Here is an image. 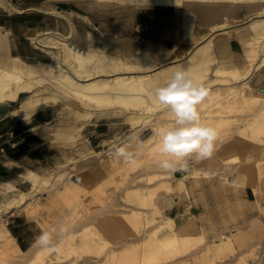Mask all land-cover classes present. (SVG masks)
Masks as SVG:
<instances>
[{"label": "bare ground", "instance_id": "1", "mask_svg": "<svg viewBox=\"0 0 264 264\" xmlns=\"http://www.w3.org/2000/svg\"><path fill=\"white\" fill-rule=\"evenodd\" d=\"M70 1L81 3L87 0ZM94 1L125 2L138 9L156 5L183 7L186 16L192 19L190 22L192 27L203 28L208 25L211 29L223 30L229 35L233 32L239 33L247 27L254 34V38L251 40L243 38L245 32L240 33L244 46V66L224 67L214 64L215 57L209 48L211 36H208L204 42L199 40L192 49L190 46L182 50L177 47L173 50V54L171 51L164 56L145 54L141 61L129 63L107 54L103 49L102 41L95 35L91 36L90 46L87 49H80L70 42L68 36L55 32L43 38L32 37L35 43L49 50L52 59L47 62L30 63L10 53L6 31L0 26V103L18 101L22 94H26V98L14 111L25 119H30L34 112L45 107L64 108L66 105L75 106L76 110L85 117L79 125L62 128L49 126L48 123H38L33 131L43 134L56 145L70 146L80 139L81 131L87 123L127 112V119L135 123L140 120L144 123L149 122L150 130L157 133L160 127H171L174 118L170 111L156 100L155 89L165 86L173 74L180 69L188 70L194 82L203 84L208 91L207 97L198 105L202 123L228 125L232 124L235 115L239 112H248L252 115L251 122L247 123V126L244 125L245 127L238 126L235 133L246 137L245 131L249 125L264 121V91L255 89L248 82L249 75L264 66V0ZM0 6L14 9L7 0H0ZM196 17L201 18L205 25ZM192 40L193 38L189 42ZM222 85H228L229 90L225 91ZM211 86L215 88H209ZM238 137L241 138L240 135ZM157 142L160 143V137ZM218 144L220 145V142ZM96 155L99 159L96 169L100 168L110 176L114 170L112 165L105 160L102 152H97ZM224 160L231 164H239L236 169L243 184L252 186L256 195L260 197L261 189L258 181L264 174V153L263 156L242 155L233 150L213 157L211 162L217 165ZM203 173L206 176L208 171L203 170ZM25 177L33 185L47 181L34 170H29ZM132 181L133 178H130L129 182ZM0 186H3L7 192L17 189L13 181L9 180L1 183ZM180 187L187 189L185 177L181 178ZM85 191L76 181L70 180L61 196L77 197ZM27 195L26 192H22L19 197L10 195L0 202V249L16 252L14 261L19 264H49L42 248L33 244L28 249L21 250L6 225V218H3L15 207L12 204L20 203ZM140 196L137 190L129 194L130 198L137 199ZM143 197L145 198L146 195ZM120 205L112 201L100 206L97 220L93 222V225L101 227L100 230L94 231L88 221L89 224L84 223L82 226L85 233L81 237L76 235L77 232L72 227L76 225L78 219L67 211L63 217L69 215L65 218L69 230L63 235L69 236L67 239H59L60 253L57 258L67 259L71 252L77 255L79 247L90 254V262L103 260L107 264H136L138 261V264H141L140 259L145 255V245L128 246V242H136V238L142 237L147 231L153 235L147 246L151 257L163 255L167 259L166 262H175L180 255L195 253L202 245L204 246L200 253L204 255L218 253L214 258H222L225 251H233V243L238 246L244 244L245 235L232 233L227 239L217 242L215 246H208L201 234L179 232L175 218L166 215L165 208L162 210L155 207L152 211L131 208L128 215L115 218L114 214L121 213L118 209ZM158 214L162 215L164 221L150 229V225L157 220ZM79 222L82 223V220ZM262 234L264 235V232ZM251 241L249 239V242ZM122 249L126 252L121 253ZM252 251L258 254V261L255 262L264 263V249L258 252V247H253Z\"/></svg>", "mask_w": 264, "mask_h": 264}, {"label": "rangeland", "instance_id": "2", "mask_svg": "<svg viewBox=\"0 0 264 264\" xmlns=\"http://www.w3.org/2000/svg\"><path fill=\"white\" fill-rule=\"evenodd\" d=\"M83 3L88 5V12L97 16L103 23L104 27L99 28L97 25L94 26V35L99 36V40L103 43L104 51L113 58L129 63H137L143 59L145 54L164 56L168 52L171 53V51L173 54V50L177 47H179V50H182L186 46H190V49H192L199 40L200 42H204L208 36H211L209 48L215 57L214 64H220L224 67L232 65L230 64V60H233L234 57L228 54L225 42L229 34L223 30L216 31L208 25L203 28L198 26L192 27V23H190L192 19L186 16L185 39L177 42L171 48L172 50L151 52L142 48L138 38L134 35L130 37V35L121 33V28L128 23L131 14L139 10L138 8H133L132 5L125 2L108 1L97 3L94 0H87ZM181 8L184 9L183 7ZM197 20L205 25L201 18H197ZM110 22L113 24L111 28H109ZM189 27L191 30H189ZM193 28L195 29L193 30ZM240 33L244 34L243 38H250V40L254 38V34L247 27L237 34L240 36ZM191 38L193 40L189 42ZM219 40L222 41L220 42ZM227 86L222 85L225 91L229 90ZM209 88H215V86ZM254 88L257 89V87ZM26 96V94H23L20 101H23ZM211 108L216 110L214 106H211ZM53 109L54 119L49 123V126L60 128L76 126L85 120V117L76 110L75 106L66 105L64 108L57 107ZM120 114V116L110 115V117L107 116L97 120L98 123L104 124V127L110 128L107 136L111 140L107 141V144L104 146L96 147V149L93 148L86 141V136L83 133L80 139L73 145L63 146L66 155L63 163L58 167H53L43 172L38 171L42 177L46 178V182L40 181L37 185H33L24 177L25 181L21 184L13 181L17 189L11 192L5 191V188L0 186V202L6 200L10 195L19 197L22 192L28 194L20 203H17L18 205L12 204L15 208L4 215L3 218H6V221L8 215L13 210L26 206V209L33 211L21 212L26 213L30 218L37 221L39 226L38 234L47 229L54 234L56 242L55 250L42 248L49 264H107L103 260L90 262V254L79 247L77 255L71 252V255L67 259L60 260L57 258L60 253L59 239H67L69 236L59 233L61 224L66 223L65 218L69 216L63 217L67 211H70V215H75L78 219L76 225L74 224L72 227L75 228L76 235L81 237L85 233V230L82 228L84 223L89 224L90 222V228L96 232L100 230L101 227L93 225V222L97 220L100 206L106 203L115 201L121 204V207H118L121 213L113 215L115 218H118L128 215L131 208L152 211L153 208L158 207L163 210L168 206L184 202L186 207L185 212L191 214V219L183 221L182 226H178L177 228L179 232L189 233L192 231V179L193 181L196 179L199 181L201 177H219L222 181L230 183L233 180V176H237L239 185L244 186L243 181L240 179L241 176L236 169L237 165H239L238 163L231 164L224 160L217 165H213L211 159L233 150L242 155L257 154V156H263L264 153V121L255 123L252 126L249 125L245 131L246 137L239 134L241 137L239 138V135L235 134L236 129L238 126H247L251 122L250 118L252 117L248 112H239V114H236L237 116L235 115L236 121L233 120L232 124L223 126L216 124L209 125L217 129L218 142H220L218 150L211 159L203 162L202 160L195 161L193 158L187 171L165 172L158 167V161L163 159L158 153V133L150 130L151 128L148 127L150 126L149 122L144 123L143 120H140V122L135 123L133 120L127 119V112H123V114L121 112ZM231 142L235 144L233 145ZM118 146H126L129 151L133 152L135 163H125L121 158L113 156L111 150ZM95 151L102 152L105 160L112 165V169L114 170H112L110 176L100 168L96 171L90 169V167L96 166L99 160L96 158L97 152ZM76 163L78 164L77 166ZM86 163L88 165H85ZM203 170L208 171L206 176ZM182 177H185L187 189L180 187ZM130 178H133L132 182H129ZM72 179L84 185L86 191L77 197L61 196L62 191ZM100 180L102 181L98 183ZM3 182L5 181L0 182V184ZM258 185L261 191L260 197L257 196L256 207L254 209H258L259 212L255 216H248L244 211L246 210V206H242L240 203L230 205L229 218L222 225L212 224L208 228L202 227L197 233L204 236L208 246H215L217 242H220L221 239H227V236L232 233L245 235L244 244L238 246L236 243H233V251H225L222 258H214L218 253L217 255H204L202 252L200 253L199 251L204 245L200 246L195 253L180 255L179 259L175 262H166L167 259L163 255L151 257L147 246L153 235L148 231L142 237H137L136 242H128V246L140 247V245H145V255L140 259L141 264H255V261H258V254H254L252 248L258 247V252L264 249V235L262 234L264 232V174L261 175ZM135 190L139 191L141 196L137 199L130 198L129 194L135 192ZM143 195H146V197L144 198ZM173 197L175 201L172 200ZM81 220L82 223L79 222ZM163 221L162 215L158 214L157 220L149 228H155L157 224ZM184 228H188L190 231ZM140 238H142V241H140ZM249 239L252 241L249 242ZM125 252V249H122L121 253ZM16 255V252H10V250L1 248L0 264H19L14 261ZM213 259L214 262H212ZM136 264H138V261H136Z\"/></svg>", "mask_w": 264, "mask_h": 264}, {"label": "crops", "instance_id": "3", "mask_svg": "<svg viewBox=\"0 0 264 264\" xmlns=\"http://www.w3.org/2000/svg\"><path fill=\"white\" fill-rule=\"evenodd\" d=\"M7 1L14 9L0 6V26L6 31L10 53L30 63L52 59L49 50L35 43L33 36L43 38L56 32L68 36L76 47L88 48L91 36L94 35V26L104 27L97 16L88 12V5L83 2ZM112 25L110 22L109 28ZM121 29L124 35L137 37L140 46L148 51L168 50L186 37L185 9L163 5L139 8L131 14L128 23ZM226 41V50L234 57L230 64L244 66L241 36L233 32ZM248 82L257 89L264 88V66L253 71ZM22 95L18 101L0 103V146L4 147V152L0 151V182L9 180L21 184L29 170L43 172L58 167L66 156L63 146L56 145L43 134L32 130L38 123H51L54 119L53 107L40 109L34 112L30 119H25L14 112L22 102ZM109 129L94 121L87 123L82 133L85 134L86 141L96 149L111 140L107 136ZM90 169L97 170L95 166ZM232 179L230 183L222 181L219 177H201L199 181L192 179V231L188 228H184L185 230L190 231V234H197L202 227L222 225L229 218V206L238 203L246 206L244 211L248 216H255L259 212L254 209L257 200L254 188L250 185H239L237 176ZM76 182L86 190L84 185ZM21 211L33 210L26 209V206L13 210L8 215L7 227L20 249L26 250L34 244L35 237L39 235V226L35 219ZM185 211L184 202L165 209L166 215L174 217L180 227L183 221L191 219V214Z\"/></svg>", "mask_w": 264, "mask_h": 264}, {"label": "clouds", "instance_id": "4", "mask_svg": "<svg viewBox=\"0 0 264 264\" xmlns=\"http://www.w3.org/2000/svg\"><path fill=\"white\" fill-rule=\"evenodd\" d=\"M154 95L158 103L168 109L174 117L171 127H160L158 153L163 159L158 167L165 172L175 173L187 171L190 161L211 159L218 150V131L216 128L202 123L198 105L207 97L208 91L203 84H197L188 70H177L170 81L155 89ZM111 154L121 158L125 163H135L133 152L126 146H118ZM69 225L62 223L61 235L67 233ZM54 234L41 232L34 239V245L40 248L55 250Z\"/></svg>", "mask_w": 264, "mask_h": 264}, {"label": "built area", "instance_id": "5", "mask_svg": "<svg viewBox=\"0 0 264 264\" xmlns=\"http://www.w3.org/2000/svg\"><path fill=\"white\" fill-rule=\"evenodd\" d=\"M0 151L4 152V147L0 146Z\"/></svg>", "mask_w": 264, "mask_h": 264}, {"label": "water", "instance_id": "6", "mask_svg": "<svg viewBox=\"0 0 264 264\" xmlns=\"http://www.w3.org/2000/svg\"><path fill=\"white\" fill-rule=\"evenodd\" d=\"M260 90L264 91V88H260Z\"/></svg>", "mask_w": 264, "mask_h": 264}]
</instances>
